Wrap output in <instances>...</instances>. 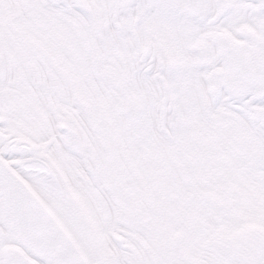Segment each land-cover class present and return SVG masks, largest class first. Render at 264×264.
Returning <instances> with one entry per match:
<instances>
[{
  "label": "snow or ice",
  "instance_id": "6c2138e0",
  "mask_svg": "<svg viewBox=\"0 0 264 264\" xmlns=\"http://www.w3.org/2000/svg\"><path fill=\"white\" fill-rule=\"evenodd\" d=\"M0 264H264V0H0Z\"/></svg>",
  "mask_w": 264,
  "mask_h": 264
}]
</instances>
